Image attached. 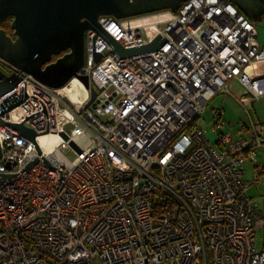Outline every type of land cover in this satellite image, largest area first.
Wrapping results in <instances>:
<instances>
[{
    "label": "built area",
    "instance_id": "obj_1",
    "mask_svg": "<svg viewBox=\"0 0 264 264\" xmlns=\"http://www.w3.org/2000/svg\"><path fill=\"white\" fill-rule=\"evenodd\" d=\"M98 23L126 50L162 46L120 58L87 30L84 66L62 89L11 66L21 80L0 97V178L13 176L0 185V264H264V213L243 171L252 163L261 183L264 124L220 132L215 110L214 142L196 125L232 80L264 95V77L246 72L264 61L253 22L229 0H187L144 24Z\"/></svg>",
    "mask_w": 264,
    "mask_h": 264
},
{
    "label": "water",
    "instance_id": "obj_2",
    "mask_svg": "<svg viewBox=\"0 0 264 264\" xmlns=\"http://www.w3.org/2000/svg\"><path fill=\"white\" fill-rule=\"evenodd\" d=\"M187 0H0V24L12 17L11 29L15 40L0 29V59L52 89L64 88L85 63V35L95 30L105 36L98 23L100 16H113L125 20L161 11L176 12ZM252 22L264 17V0H229ZM109 43L120 58H127L157 51L162 37L143 47L130 50L122 48L108 37ZM69 50L56 62L42 68L53 56ZM18 75L6 76L0 71V97L15 88ZM88 89L87 77L81 78ZM97 93L92 89V100ZM27 97H25L26 99ZM18 102L7 111L21 104ZM19 133L34 141L37 134L23 125H12ZM1 158V148H0ZM3 175L0 185L11 179Z\"/></svg>",
    "mask_w": 264,
    "mask_h": 264
},
{
    "label": "crops",
    "instance_id": "obj_3",
    "mask_svg": "<svg viewBox=\"0 0 264 264\" xmlns=\"http://www.w3.org/2000/svg\"><path fill=\"white\" fill-rule=\"evenodd\" d=\"M258 37L257 31V45L260 50L264 51V36L260 42L258 41ZM246 72L253 79L264 77V61L253 63L247 68ZM209 105L212 108L211 112L215 110L220 112L221 119L224 122V126L220 129V132H226L229 130L230 125H234L237 136L246 135L248 132L242 131V124L246 127L251 125V123L264 124V95L260 97L255 96L249 88L238 80L230 81L227 92L215 96ZM212 134L216 133L212 132ZM257 160L264 167V150H258ZM246 165L248 169L244 167L243 171L244 180L251 184L249 194L254 199L260 212L264 213V171L260 176L261 183H254V165L252 163H247Z\"/></svg>",
    "mask_w": 264,
    "mask_h": 264
},
{
    "label": "rangeland",
    "instance_id": "obj_4",
    "mask_svg": "<svg viewBox=\"0 0 264 264\" xmlns=\"http://www.w3.org/2000/svg\"><path fill=\"white\" fill-rule=\"evenodd\" d=\"M167 12L168 11L166 10V11H161V12L143 15L139 17H133V18H129L126 20L133 21V22L136 21L138 24H144L146 22L154 20L155 18H158V19L165 18V15L167 14ZM253 25L255 29L258 31V34H259L258 41L260 42L262 41V38L264 36L263 34L264 17L259 22H253ZM211 109L212 108H210V105H209L207 107V111L200 118L196 120V125L199 128H203L205 131H207L208 139L211 142H214L217 138V134H212L210 130L213 126V112H211ZM244 167L248 169L247 165H245ZM263 247H264V234L259 233L258 238H257V244H256L257 251H261Z\"/></svg>",
    "mask_w": 264,
    "mask_h": 264
},
{
    "label": "flooded vegetation",
    "instance_id": "obj_5",
    "mask_svg": "<svg viewBox=\"0 0 264 264\" xmlns=\"http://www.w3.org/2000/svg\"><path fill=\"white\" fill-rule=\"evenodd\" d=\"M10 19H11V22H12V17H9ZM8 18V19H9ZM8 19H6L4 22H2L1 24H0V29H4L5 31H6V33H7V35L9 36V37H11V39L12 40H15L16 39V36L14 35V31L11 29V22H10V27H9V29H7L6 27H5V25H6V21L8 20ZM69 52V50H67V51H65V52H62L61 54H59L58 56H53L52 57V59H51V61H49V62H47L45 65H43V69L46 67V66H48V65H50V64H52V63H54V62H56V60H58L59 58H61V57H63L66 53H68ZM0 71L1 72H3L4 73V75H6V76H11L12 74H11V65L9 66V65H5V64H2V63H0Z\"/></svg>",
    "mask_w": 264,
    "mask_h": 264
},
{
    "label": "trees",
    "instance_id": "obj_6",
    "mask_svg": "<svg viewBox=\"0 0 264 264\" xmlns=\"http://www.w3.org/2000/svg\"><path fill=\"white\" fill-rule=\"evenodd\" d=\"M242 12V11H241ZM243 13V12H242ZM10 22H11V19L9 18L7 21H6V25H5V27L7 28V29H9V27H10Z\"/></svg>",
    "mask_w": 264,
    "mask_h": 264
},
{
    "label": "bare ground",
    "instance_id": "obj_7",
    "mask_svg": "<svg viewBox=\"0 0 264 264\" xmlns=\"http://www.w3.org/2000/svg\"><path fill=\"white\" fill-rule=\"evenodd\" d=\"M77 95H80V94H77ZM77 97V96H76Z\"/></svg>",
    "mask_w": 264,
    "mask_h": 264
}]
</instances>
